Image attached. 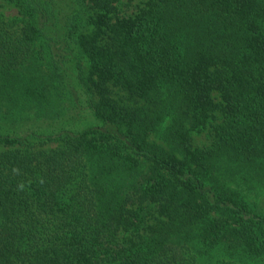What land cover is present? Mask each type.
<instances>
[{
    "label": "trees",
    "instance_id": "obj_1",
    "mask_svg": "<svg viewBox=\"0 0 264 264\" xmlns=\"http://www.w3.org/2000/svg\"><path fill=\"white\" fill-rule=\"evenodd\" d=\"M0 264H264V0H0Z\"/></svg>",
    "mask_w": 264,
    "mask_h": 264
},
{
    "label": "rangeland",
    "instance_id": "obj_2",
    "mask_svg": "<svg viewBox=\"0 0 264 264\" xmlns=\"http://www.w3.org/2000/svg\"><path fill=\"white\" fill-rule=\"evenodd\" d=\"M136 1H138V0H136ZM8 13H11V14H13V10H11V11L7 12V14H8Z\"/></svg>",
    "mask_w": 264,
    "mask_h": 264
}]
</instances>
